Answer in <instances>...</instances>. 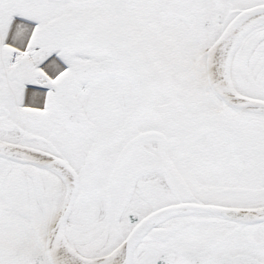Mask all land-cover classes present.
I'll return each mask as SVG.
<instances>
[{
    "label": "snow or ice",
    "instance_id": "obj_1",
    "mask_svg": "<svg viewBox=\"0 0 264 264\" xmlns=\"http://www.w3.org/2000/svg\"><path fill=\"white\" fill-rule=\"evenodd\" d=\"M0 264H264V0H0Z\"/></svg>",
    "mask_w": 264,
    "mask_h": 264
}]
</instances>
